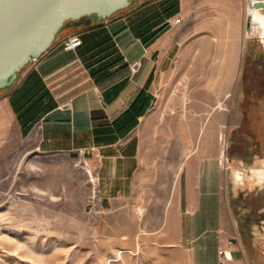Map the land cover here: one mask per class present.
<instances>
[{
    "label": "crops",
    "instance_id": "1",
    "mask_svg": "<svg viewBox=\"0 0 264 264\" xmlns=\"http://www.w3.org/2000/svg\"><path fill=\"white\" fill-rule=\"evenodd\" d=\"M171 3L178 7L169 16ZM72 30L81 47L65 51L62 42L75 33H64L21 83L37 75L56 104L39 115L25 137L16 119L28 157L40 162L39 173L57 176L64 158L82 164L73 172L81 176L86 169L97 178L95 197L104 212H130L146 199L170 195L163 222L178 230L180 242L190 223L196 229L195 216L206 199L217 201L220 224V192L216 186L207 189L206 171L201 177L205 163L190 155L191 127L183 120L189 113L182 102L221 101L240 85L245 0H143L125 15ZM176 102L179 111L172 113ZM143 104L148 108L138 117ZM210 165L215 171V163ZM83 180L78 178V185ZM220 252L200 261L219 264Z\"/></svg>",
    "mask_w": 264,
    "mask_h": 264
},
{
    "label": "rangeland",
    "instance_id": "2",
    "mask_svg": "<svg viewBox=\"0 0 264 264\" xmlns=\"http://www.w3.org/2000/svg\"><path fill=\"white\" fill-rule=\"evenodd\" d=\"M142 1L110 19L132 12ZM68 31L73 30L63 31L58 39ZM34 63L11 87L0 90V264H204L200 260L219 255L221 246L232 253L229 264H264V191L234 190L225 163H250L252 155L264 156V45L246 34L242 81L221 101L182 102L189 113L183 120L191 127L190 155L205 163L201 177L206 171L207 189L216 186L220 192L221 209L216 226L217 201L206 199L207 206L195 216L196 229L190 223L182 242L178 230L163 222L170 195L146 199L130 212H104L95 197L97 178L86 169L81 176L73 172L82 164L64 158L57 176L39 173V160L30 159L21 142L9 98ZM179 104L174 103L172 113L179 111ZM184 181L182 176V186ZM137 208L145 210L142 215Z\"/></svg>",
    "mask_w": 264,
    "mask_h": 264
},
{
    "label": "water",
    "instance_id": "3",
    "mask_svg": "<svg viewBox=\"0 0 264 264\" xmlns=\"http://www.w3.org/2000/svg\"><path fill=\"white\" fill-rule=\"evenodd\" d=\"M137 0H0V90L65 31L109 20ZM255 8L264 9V0Z\"/></svg>",
    "mask_w": 264,
    "mask_h": 264
},
{
    "label": "trees",
    "instance_id": "4",
    "mask_svg": "<svg viewBox=\"0 0 264 264\" xmlns=\"http://www.w3.org/2000/svg\"><path fill=\"white\" fill-rule=\"evenodd\" d=\"M177 7V3H171L168 6L169 16L177 12ZM166 8L167 6L164 7V10ZM164 29L159 30L156 34ZM10 100L21 126L23 136L28 134L33 124L39 119L40 114L56 107L50 92L45 89L41 79L35 74L28 76L21 87L10 97ZM147 108L143 104L137 111V116L144 115Z\"/></svg>",
    "mask_w": 264,
    "mask_h": 264
},
{
    "label": "clouds",
    "instance_id": "5",
    "mask_svg": "<svg viewBox=\"0 0 264 264\" xmlns=\"http://www.w3.org/2000/svg\"><path fill=\"white\" fill-rule=\"evenodd\" d=\"M256 0H253L255 4ZM251 25L253 26L247 33L249 39L257 40L261 45H264V9H251L250 14ZM228 164L227 171L229 174L230 183L234 190H260L264 191V156L254 154L251 156V162H246L243 159L236 160L235 164L225 160ZM223 167V164H221ZM136 213L142 215L144 209L137 208Z\"/></svg>",
    "mask_w": 264,
    "mask_h": 264
},
{
    "label": "built area",
    "instance_id": "6",
    "mask_svg": "<svg viewBox=\"0 0 264 264\" xmlns=\"http://www.w3.org/2000/svg\"><path fill=\"white\" fill-rule=\"evenodd\" d=\"M250 1L252 2L253 0H246V4H245L246 5V13H247V16H248V31H247V33L253 27L251 25L250 13H249V9H250V6H251L250 5ZM174 22L178 23V22H180V19H176ZM62 45H63V48H64L65 51H75L79 47H81L82 39H81V37L79 35L74 34V35H71L68 38H66L62 42ZM231 261H233L231 252H228V251H221L220 252L219 264H229Z\"/></svg>",
    "mask_w": 264,
    "mask_h": 264
},
{
    "label": "bare ground",
    "instance_id": "7",
    "mask_svg": "<svg viewBox=\"0 0 264 264\" xmlns=\"http://www.w3.org/2000/svg\"><path fill=\"white\" fill-rule=\"evenodd\" d=\"M250 5H251V6H250V9H249V13L251 14V9L254 7V5H253V1H252V2L250 1Z\"/></svg>",
    "mask_w": 264,
    "mask_h": 264
}]
</instances>
